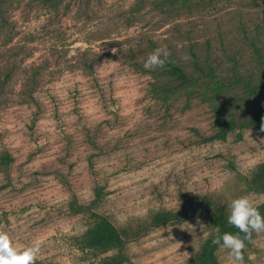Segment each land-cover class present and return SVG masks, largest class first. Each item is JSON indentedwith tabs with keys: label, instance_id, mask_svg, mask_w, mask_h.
I'll return each instance as SVG.
<instances>
[{
	"label": "rangeland",
	"instance_id": "rangeland-1",
	"mask_svg": "<svg viewBox=\"0 0 264 264\" xmlns=\"http://www.w3.org/2000/svg\"><path fill=\"white\" fill-rule=\"evenodd\" d=\"M162 46L199 77L196 84L169 94L176 83L165 66L143 67ZM94 59L98 78L113 79L119 103L106 111L83 97L95 120L86 124L48 111L36 143L25 122L31 94L60 90L69 112L68 91L86 88L93 75L85 63ZM231 117L240 133L197 143L195 127L212 133L216 119ZM97 123L105 125L103 147L78 148L84 127ZM262 125L264 0H0V152L17 156L0 169V228L17 248L38 240L40 260L99 264L114 254L78 241L92 223L78 204L92 197L94 179L108 182L106 207L122 224L198 192L215 191L226 206L241 196L263 202L264 189L244 181L264 160ZM215 228L209 213H192L130 242L124 264H235L218 245L213 259L201 258ZM244 264H264V232L244 251Z\"/></svg>",
	"mask_w": 264,
	"mask_h": 264
},
{
	"label": "trees",
	"instance_id": "trees-1",
	"mask_svg": "<svg viewBox=\"0 0 264 264\" xmlns=\"http://www.w3.org/2000/svg\"><path fill=\"white\" fill-rule=\"evenodd\" d=\"M196 57V53H194ZM97 60L94 59L91 62H86L90 68L93 78L87 81L88 85L86 88L73 87L68 91V98L73 103V106L66 112L63 109L64 95L60 90H45L44 95L31 94L33 105H30V111L26 115V126L29 133L34 137L35 142H38V138L41 139L40 134L42 131L39 130V125L46 112L52 113L60 121L63 118L59 115L60 113L65 114H76L77 118L82 120L84 124L86 122L92 123L95 120L93 116L82 106L83 97L91 95L89 98L97 104H99L103 110L109 109L115 106L118 102L117 95L115 93L112 80L108 83L98 78L97 72ZM197 70L203 69L199 63H195ZM165 73L172 78L176 83L171 85L165 91L169 94H176L182 90L190 88V86L197 83L199 77L190 75L184 65L176 58L171 57L169 62L165 64ZM108 127H112L113 124L108 120ZM246 123H244L245 126ZM85 126V125H84ZM61 127L57 128L60 130ZM105 125L104 124H93L84 127L83 134L85 138L83 142L78 145L84 146L85 149H101L103 147V135ZM239 130L240 133L243 130L241 124L236 120L235 117L231 119L218 118L212 128V133H203L199 128H194L198 137L197 143H207L216 140L226 141L231 132ZM263 133L264 131L261 130ZM42 140V139H41ZM67 151L73 149V145L69 144ZM64 159V157H63ZM91 160V159H89ZM17 161V156L14 152L7 149L0 152V169L11 167ZM232 164H234L231 161ZM96 175V174H95ZM97 177V175H96ZM244 181L247 187L254 190L264 189V160L256 163L250 167L244 175ZM111 191L108 189V182H101L98 179H94L92 187V197L86 202L78 204L79 210H85L91 212L92 223L87 227L81 235L78 237V241L84 248L97 249V250H112L114 254L106 256L101 260L99 264H124L130 259L128 254V245L132 241H136L141 237L148 234L151 230L164 227L166 225H172L182 223L186 221L192 213L198 211H205L209 213L212 218V222L215 227H219L221 234L224 232L237 233L239 230L234 226L229 225L227 218L229 215V208L222 203L223 198L217 196L215 191L194 193L190 196H185L184 202L176 208L171 209H155L152 210L147 216H132L125 223H119L116 217L107 210L106 204L109 199ZM258 210L264 215V201L256 204ZM3 217L0 215V223ZM257 233H253L252 239ZM251 239V241H252ZM246 242V248L251 244ZM215 246L213 245L208 251H204L201 258L213 259ZM207 249V248H206ZM246 250V249H245ZM244 250V251H245ZM35 264H50L49 261L38 259Z\"/></svg>",
	"mask_w": 264,
	"mask_h": 264
},
{
	"label": "clouds",
	"instance_id": "clouds-1",
	"mask_svg": "<svg viewBox=\"0 0 264 264\" xmlns=\"http://www.w3.org/2000/svg\"><path fill=\"white\" fill-rule=\"evenodd\" d=\"M170 56L171 53L166 46L157 47L148 54L143 67L147 70L163 68L169 62ZM181 59L188 61L191 57L185 54ZM261 130L264 131V125ZM228 208L227 222L239 231L235 234L230 232L221 234L219 227H216L212 244L227 249L229 258L235 264H244L246 242L251 241L253 233L264 232V215L249 196L233 199ZM197 222L200 223L199 220ZM14 245L15 242L10 233L0 228V264H35L39 259L41 244L38 240L23 248H17Z\"/></svg>",
	"mask_w": 264,
	"mask_h": 264
}]
</instances>
